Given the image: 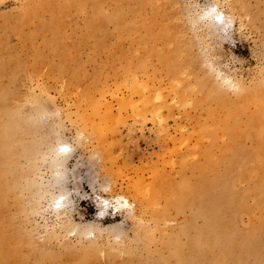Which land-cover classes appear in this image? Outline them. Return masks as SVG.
<instances>
[{"label":"rangeland","instance_id":"1","mask_svg":"<svg viewBox=\"0 0 264 264\" xmlns=\"http://www.w3.org/2000/svg\"><path fill=\"white\" fill-rule=\"evenodd\" d=\"M0 123V264H264V0H0Z\"/></svg>","mask_w":264,"mask_h":264},{"label":"bare ground","instance_id":"2","mask_svg":"<svg viewBox=\"0 0 264 264\" xmlns=\"http://www.w3.org/2000/svg\"><path fill=\"white\" fill-rule=\"evenodd\" d=\"M145 109H147V108L145 107ZM150 110L151 109H149V111ZM151 112L155 116V118L158 117L157 109L151 110ZM108 116H110V115H108ZM230 116H232V115L230 114ZM258 119H259V117L257 115L250 119L249 124L254 129H256V128L258 129V127H257V124H258L257 120ZM0 127L3 128L1 123H0ZM63 149H65V147H63ZM221 181H216V182H219L218 186L220 188L217 191L215 190L212 192H209V191L198 192V198L195 202L198 203V207L200 208L202 215L207 214V213H210V215H211L212 213H215V212L219 213L220 212L217 210V208L221 204H224V202H225L224 198L225 197H222V196L227 194L225 191V188H226L225 187L226 186L225 180H223L222 182ZM227 185H228V183H227ZM228 195H229V197H227V198H229V200H232L235 198L232 194H228ZM230 205H232V204H230ZM58 206H60V202H58ZM217 213L214 214L213 219L208 218L207 220H205L207 225L204 228L203 233L199 234L196 239H193L191 244L193 246L194 245L199 246V248L202 249V251L206 252V253L209 252L212 247H217L218 250L221 252L220 253L221 256L219 258L221 260L220 264H225L227 261H231V262L237 261L238 264H245V262L247 261V258L250 257L252 254L251 239L249 238V236H244V238H237V236L232 234V232L228 234L227 233L228 228H226L222 224L220 216H219L220 214H217ZM198 233H200V232H198ZM204 236L207 237L206 240L204 239ZM193 246H192V249H193ZM252 247H253V245H252ZM200 249H199V251H200ZM205 249H206V251H204ZM202 251H200V252H202ZM254 252H255V250H254ZM256 254L254 253V255H256ZM5 257H7L5 254L0 255V263L5 262ZM258 263H260V262H258Z\"/></svg>","mask_w":264,"mask_h":264},{"label":"clouds","instance_id":"3","mask_svg":"<svg viewBox=\"0 0 264 264\" xmlns=\"http://www.w3.org/2000/svg\"><path fill=\"white\" fill-rule=\"evenodd\" d=\"M216 20L217 21H222L223 20V15L221 14V15H218L217 17H216Z\"/></svg>","mask_w":264,"mask_h":264}]
</instances>
